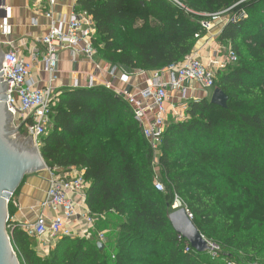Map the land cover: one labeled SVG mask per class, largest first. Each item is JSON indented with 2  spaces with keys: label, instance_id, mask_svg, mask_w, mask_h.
I'll use <instances>...</instances> for the list:
<instances>
[{
  "label": "trees",
  "instance_id": "obj_1",
  "mask_svg": "<svg viewBox=\"0 0 264 264\" xmlns=\"http://www.w3.org/2000/svg\"><path fill=\"white\" fill-rule=\"evenodd\" d=\"M78 5L93 17L95 47L111 65L177 64L207 34L202 22L221 12L229 18L218 39L238 61L216 72L225 107L190 100L183 120H169L158 157L164 191L155 187L153 150L127 101L96 87L58 94L40 151L50 169H84L85 202L105 241L100 247L96 233L62 237L43 257L15 227L9 235L20 263L264 264V0ZM176 198L215 249L197 251L176 232L169 220Z\"/></svg>",
  "mask_w": 264,
  "mask_h": 264
},
{
  "label": "built area",
  "instance_id": "obj_2",
  "mask_svg": "<svg viewBox=\"0 0 264 264\" xmlns=\"http://www.w3.org/2000/svg\"><path fill=\"white\" fill-rule=\"evenodd\" d=\"M2 1L5 0H0V11H7L8 17V9ZM48 2L53 5L55 0H48ZM76 6L75 4L70 15L57 17L49 10L45 13L49 20V31L39 38L37 43L44 47L42 62L49 75L47 85H40L39 81L31 75L29 62L18 51L14 49L4 51L1 71H4L3 81L8 83L6 103L13 116L12 125L15 130L13 136L18 137L20 131L24 129L39 149L41 137L48 134L51 126V108L56 102L57 94L54 93L53 83L57 79L59 51L68 49L74 57L81 53L88 58L98 56L94 44L96 28L93 17L88 11L79 10ZM223 13H217L212 20L202 22L207 32L213 28L215 21L219 20ZM7 17L0 18V36L10 34ZM35 23H37L36 18ZM1 42L0 39V44ZM3 44L9 45L12 42L6 40ZM220 52L225 55L224 61L211 59L205 62L199 56L190 53L177 64L153 70L150 83L137 95H130L128 91L119 93V96L125 98L131 106L133 115L139 120L142 133L153 150L154 182L159 191L165 189L158 157L169 115L181 118L179 107L186 109L190 101V91L196 87L214 91L216 72L238 61L236 53L230 47H227L225 51L221 49ZM37 58L38 52L34 54V59ZM87 86H94L92 78ZM173 92L178 94V102L174 101ZM149 110L153 113L150 119L147 116ZM47 170L50 172L48 188L39 207L41 210L48 209L54 214L51 216L42 211L34 221L18 225L13 223V218L9 214L8 233L13 228L19 227L29 238L37 241L38 250L48 255L60 238L75 237L71 225L76 221H82L88 227L87 237L96 233L97 241L103 243L104 232L95 230L98 217L91 214L90 210L83 211L82 208V203L86 204L85 196L89 188V183L84 177V169L74 167L72 170L60 171L56 168H47ZM176 201L184 206L176 198L173 207Z\"/></svg>",
  "mask_w": 264,
  "mask_h": 264
},
{
  "label": "crops",
  "instance_id": "obj_3",
  "mask_svg": "<svg viewBox=\"0 0 264 264\" xmlns=\"http://www.w3.org/2000/svg\"><path fill=\"white\" fill-rule=\"evenodd\" d=\"M79 0H55L50 5L48 0H5L4 4L8 9L7 23L10 26V34L0 36V47L3 51L14 49L26 59L30 64L31 75L35 77L39 84L44 86L48 84L49 75L44 69L42 55L44 47L37 43V40L48 33L49 20L45 13L49 10L55 16L70 15L74 5L81 10L78 5ZM37 23L34 24V19ZM216 21L213 28L207 34L201 37L191 52L199 56L203 61L208 62L211 59L224 61L225 55L220 51H225L228 44L218 39L224 25H220ZM11 41L12 44H3V41ZM38 52V58L34 59V54ZM57 79L53 83L55 94L69 89L87 88L90 79H93V87L104 88L115 95L128 91L130 95H137L141 90L150 83L153 71H139L135 69L125 68L119 65H111L100 56L88 58L85 55L77 54L72 56L68 49H61L58 55ZM114 70V73H112ZM174 101L178 102V94L172 93ZM210 92L200 87L192 89L189 93L190 100H199L202 98H210ZM123 98V97H122ZM125 101L126 99L123 98ZM182 117L176 118L172 114L169 120H183L185 110L179 107ZM152 112H147L148 119L152 117ZM74 167L63 168L56 167L57 170H72ZM80 169L78 167H75ZM49 172V171H48ZM49 173H34L26 175L19 189L14 193L11 199V216L13 223L32 222L36 216L42 211L45 214L53 215L54 213L48 209L41 210L40 202L45 198L48 188ZM75 197V195H72ZM83 211L90 210L87 205L82 203ZM75 237H87L88 227L82 221H76L72 225ZM35 249L40 256L46 257L39 248L36 240H33Z\"/></svg>",
  "mask_w": 264,
  "mask_h": 264
},
{
  "label": "water",
  "instance_id": "obj_4",
  "mask_svg": "<svg viewBox=\"0 0 264 264\" xmlns=\"http://www.w3.org/2000/svg\"><path fill=\"white\" fill-rule=\"evenodd\" d=\"M4 5V1H2ZM7 17V11H0V18ZM4 51L0 47V264H21L7 230L9 218L8 200L21 186L26 175L46 170L47 164L40 149L35 144L19 141L14 137L13 116L7 107L8 83L3 81L2 61ZM211 101L222 107L227 105L228 96L219 87H215ZM169 220L174 229L187 239L197 251L213 250L211 243L195 225L186 206L173 207ZM100 247L102 243L98 242Z\"/></svg>",
  "mask_w": 264,
  "mask_h": 264
},
{
  "label": "rangeland",
  "instance_id": "obj_5",
  "mask_svg": "<svg viewBox=\"0 0 264 264\" xmlns=\"http://www.w3.org/2000/svg\"><path fill=\"white\" fill-rule=\"evenodd\" d=\"M228 18H229V14L228 13H223V14H221V16H220V19L219 20H216V21H218V22H220L219 24L220 25H224V23L228 20ZM215 21V22H216ZM210 98H211V96H212V93H213V91H211V89H210ZM17 139L19 140V141H23V142H26V143H29V144H35L34 143V141H33V139L30 137V136H28L26 133H25V130L24 129H22L21 131H20V134H19V136L17 137ZM39 173V172H38ZM47 173H49L48 172V170L46 169V170H44V171H41L40 172V174H47ZM182 205H184V204H182ZM261 212H258L255 216H258L259 214H260Z\"/></svg>",
  "mask_w": 264,
  "mask_h": 264
},
{
  "label": "bare ground",
  "instance_id": "obj_6",
  "mask_svg": "<svg viewBox=\"0 0 264 264\" xmlns=\"http://www.w3.org/2000/svg\"><path fill=\"white\" fill-rule=\"evenodd\" d=\"M175 206H177V207H178V206H181V203H180L179 201H176ZM175 206H174V207H175Z\"/></svg>",
  "mask_w": 264,
  "mask_h": 264
}]
</instances>
